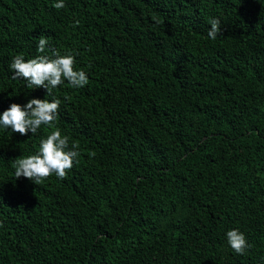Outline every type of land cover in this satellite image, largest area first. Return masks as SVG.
<instances>
[{
    "label": "trees",
    "instance_id": "1",
    "mask_svg": "<svg viewBox=\"0 0 264 264\" xmlns=\"http://www.w3.org/2000/svg\"><path fill=\"white\" fill-rule=\"evenodd\" d=\"M57 2L0 0V115L61 102L36 134L0 126V264H264V0ZM41 37L85 86L13 78ZM55 128L79 144L66 177L15 178Z\"/></svg>",
    "mask_w": 264,
    "mask_h": 264
},
{
    "label": "clouds",
    "instance_id": "2",
    "mask_svg": "<svg viewBox=\"0 0 264 264\" xmlns=\"http://www.w3.org/2000/svg\"><path fill=\"white\" fill-rule=\"evenodd\" d=\"M55 8L64 7V0H58ZM78 24L79 21H76ZM221 32L220 20H210L208 37L212 40ZM48 41L41 37L38 43V53L35 58L25 60L23 54L12 57L10 68L13 70V78H24L30 88L43 87L47 90L46 96L52 95V89L67 80L73 87H83L88 83V77L83 70H75V57L71 53L61 55L52 49L51 54L46 53ZM60 100L29 99L25 105L12 103L10 107L0 115V126L11 129L20 135H27L30 130L36 134L42 125L54 126ZM79 144L72 143L69 147V137L62 135L60 129L55 128L45 139L40 141L36 154L18 157L13 167L15 178L21 176L39 184L51 174L63 179L67 170L73 167L74 160L79 157ZM90 155H94L91 153ZM78 162V160L76 161ZM230 247L237 254H243L250 247L245 235L239 229H231L226 233Z\"/></svg>",
    "mask_w": 264,
    "mask_h": 264
}]
</instances>
